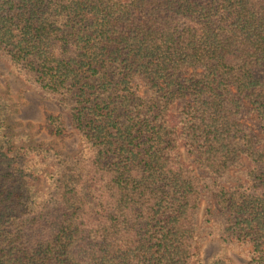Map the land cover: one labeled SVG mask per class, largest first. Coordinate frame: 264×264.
<instances>
[{
	"label": "trees",
	"instance_id": "obj_1",
	"mask_svg": "<svg viewBox=\"0 0 264 264\" xmlns=\"http://www.w3.org/2000/svg\"><path fill=\"white\" fill-rule=\"evenodd\" d=\"M0 62L79 139L0 88V264H264V0H0Z\"/></svg>",
	"mask_w": 264,
	"mask_h": 264
},
{
	"label": "rangeland",
	"instance_id": "obj_2",
	"mask_svg": "<svg viewBox=\"0 0 264 264\" xmlns=\"http://www.w3.org/2000/svg\"><path fill=\"white\" fill-rule=\"evenodd\" d=\"M0 88L7 92L12 105L11 118L20 123L16 130H23L28 137L34 141H44L47 143H56L65 152L72 153L78 149L79 139L75 131L69 125L66 117V131L63 137L55 138L48 135L43 130L45 114L59 113L58 109L51 102L41 98L34 92L28 90L22 82L16 78L8 68L0 62ZM252 128L258 132L259 128L252 125ZM186 162L189 159L184 157ZM203 207L200 209L198 218L202 217ZM223 253L233 264H243L245 259L237 251L224 248L217 239H207L201 247L200 257L207 263L209 260Z\"/></svg>",
	"mask_w": 264,
	"mask_h": 264
}]
</instances>
